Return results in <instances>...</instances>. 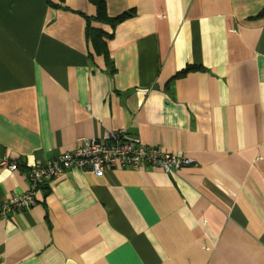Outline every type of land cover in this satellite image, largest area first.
I'll return each instance as SVG.
<instances>
[{"label":"crops","instance_id":"crops-1","mask_svg":"<svg viewBox=\"0 0 264 264\" xmlns=\"http://www.w3.org/2000/svg\"><path fill=\"white\" fill-rule=\"evenodd\" d=\"M105 3L133 11L91 23L108 62L88 0H0V159L18 165L0 206L28 167L121 128L195 163L67 171L0 216V264H264V0Z\"/></svg>","mask_w":264,"mask_h":264},{"label":"built area","instance_id":"built-area-1","mask_svg":"<svg viewBox=\"0 0 264 264\" xmlns=\"http://www.w3.org/2000/svg\"><path fill=\"white\" fill-rule=\"evenodd\" d=\"M194 163L192 157L146 145L127 129H117L107 133L104 138L87 139L71 151L61 152L44 163L28 167L25 172L28 188L3 201L0 216L7 217L15 211L33 207L36 204V194L43 185L61 178L72 169L90 171L101 177L118 168L141 170L154 167L170 173ZM0 166L18 169L17 163L6 157L0 159Z\"/></svg>","mask_w":264,"mask_h":264},{"label":"trees","instance_id":"trees-1","mask_svg":"<svg viewBox=\"0 0 264 264\" xmlns=\"http://www.w3.org/2000/svg\"><path fill=\"white\" fill-rule=\"evenodd\" d=\"M95 7V15L92 17L85 16L86 26H85V35L87 40L91 43L94 52L97 55H103L107 62L109 61L108 57V48L107 41L112 37V34L106 32L101 28H96L91 25L93 21L109 25L114 29L119 23L128 19L133 15V11L123 12L115 17H109L107 14L105 0H88ZM49 4L53 5L50 1ZM59 7L58 5H55ZM257 17H264V8H262ZM203 68L200 65H187L184 69L177 73V75H184L190 71L202 70Z\"/></svg>","mask_w":264,"mask_h":264}]
</instances>
